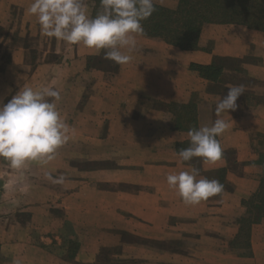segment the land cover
<instances>
[{"label":"crops","instance_id":"crops-1","mask_svg":"<svg viewBox=\"0 0 264 264\" xmlns=\"http://www.w3.org/2000/svg\"><path fill=\"white\" fill-rule=\"evenodd\" d=\"M32 2L0 0V42L2 33L17 31L45 39L37 19L26 14ZM154 2L171 10L179 6V0ZM86 3L92 16L94 2ZM19 14L18 26L14 16ZM136 39L133 59L123 66L105 61L103 51L61 45L73 49L63 52V64L72 65L75 76L80 73L79 80L87 76L95 80L88 102L89 159L114 166L91 170L84 181L82 171H74L73 185L58 187L59 194L73 188L72 196H63L65 201L73 197L72 234L61 233L63 219L52 214L64 209L58 202L51 207L50 181L39 184L31 179L47 177L49 171H23L15 184L13 177L7 179L3 189L9 197L0 200V264L14 260L103 264L100 257L105 256L111 259L105 264H264V220L252 225L246 238L241 234L246 216L243 201L257 192L263 171L259 161L264 153V32L244 24H207L198 50H181L143 33ZM18 58L19 52L11 64H17ZM216 58L231 60L238 69L225 68L217 80H208L192 68L210 66ZM91 62H107L109 67L88 70ZM233 85H244L245 92L237 100V109L223 114L228 128L218 137L221 158L211 164L201 160L196 166L181 161L178 146L189 141L188 130L181 127L188 125L179 122L183 114L172 106L192 105L197 128L211 126L217 118L216 102ZM193 169L200 171L197 179L208 175L216 179L218 171H225L222 192L198 205H186L166 177ZM83 183L90 185L94 207L115 215L113 224L121 225L125 233L83 237ZM130 186L137 191L129 190ZM24 212L31 217H17ZM244 240L246 253L239 248Z\"/></svg>","mask_w":264,"mask_h":264},{"label":"clouds","instance_id":"clouds-1","mask_svg":"<svg viewBox=\"0 0 264 264\" xmlns=\"http://www.w3.org/2000/svg\"><path fill=\"white\" fill-rule=\"evenodd\" d=\"M86 9V0H33L26 14L37 19L43 36L66 45L103 51V59L123 66L133 59L136 36L143 32L142 22L156 11L154 0H100L95 16H89ZM244 92V85L228 87L227 93L216 102L217 118L213 124L187 132L189 146L177 152L181 161L201 158L204 164H211L221 158L218 137L228 128L223 114L237 109V100ZM60 98V92L51 87L34 90L24 84L6 104L0 100V158L15 169L29 161L46 165L54 160L68 139V126L57 110ZM46 176L53 183L65 182L63 175L53 178L46 173ZM198 176V169L180 171L169 174L166 181L186 205L194 206L223 190L218 180L197 179ZM13 264L19 261L14 260Z\"/></svg>","mask_w":264,"mask_h":264},{"label":"rangeland","instance_id":"rangeland-1","mask_svg":"<svg viewBox=\"0 0 264 264\" xmlns=\"http://www.w3.org/2000/svg\"><path fill=\"white\" fill-rule=\"evenodd\" d=\"M21 19V14L17 15V17L14 16V24L17 21V25L19 26ZM1 38L3 39L0 42V100L6 104L24 84L32 87L34 90H42L45 87L58 90L61 98L57 101V110L60 113L62 121L68 126V139L58 149L55 159L46 165L37 161H29L22 168L15 169L3 158H0V200L4 195H7V199L9 197V192H4L3 189L5 184L8 185L7 179L10 182V179L13 177L12 183L15 184L18 182L17 180H20L17 175H20L23 171H35V173L36 171H49L53 178L63 175L65 182L62 184L53 183L51 179L49 180L47 177L41 176L31 179H33V182L39 184H45L47 181H50L48 183L51 207L55 206L54 202H58V205H61L64 209V212L59 209L57 211L52 210V214L63 219L64 224L61 227V233L72 234L73 227L72 223L69 224V218L73 216V197H71V200L65 201L63 196L68 194L72 196L73 188H70V193L59 194L57 191L58 187L62 185V189H65V184L73 185L74 171H82L84 181L88 180L90 172H94L91 170L114 166L110 162H91L89 159L90 150L92 149L89 144L91 136V129L89 128L91 112L88 108V102L95 80L93 81L88 76L79 80L80 73L75 76V70L71 67L72 65L63 64L65 60L63 52H73L72 48L61 47V45H64V42H59L55 38L45 37V39H42L39 36L30 35L24 31L2 33ZM17 52H19V61L13 65L11 63ZM45 66H48V68L43 69ZM67 67H71V69ZM108 67L109 63L107 62H91L87 64L88 70L92 68L104 70ZM105 130L103 129L102 134H105ZM57 171L58 173H56ZM128 188L131 191H137L136 186ZM82 189L81 217L83 226L80 233L83 237H102L107 233H125L120 229L121 225L113 224L117 219L115 215H110L111 212L105 209L94 207L96 199H91L93 195L90 194V185L83 183ZM55 195L59 197L56 198ZM5 214L9 215L6 212ZM123 214V217L128 216L127 213ZM17 217L29 219L31 215L24 212L18 213ZM85 244L89 245L90 242H86ZM239 246L241 251L246 253L247 241L244 240ZM100 258L103 264L105 262L109 263L111 260L106 256ZM113 261H116V259H113Z\"/></svg>","mask_w":264,"mask_h":264},{"label":"trees","instance_id":"trees-1","mask_svg":"<svg viewBox=\"0 0 264 264\" xmlns=\"http://www.w3.org/2000/svg\"><path fill=\"white\" fill-rule=\"evenodd\" d=\"M95 16L100 9V0H93ZM156 11L142 22L143 35L159 38L181 50H198L203 27L207 24H244L249 28L264 32V0H179L176 10H171L155 3ZM229 59L216 58L210 66L193 65L192 68L203 78L217 80L225 68L237 70ZM172 106L178 115L179 122L186 123L184 130L197 128L196 115L192 105ZM181 124V125H182ZM189 141L181 143L180 148H187ZM201 162V158H193L188 163L193 166ZM263 171L260 185L256 193L243 201L246 216L242 219L241 234L246 238L251 227L264 220V153L260 155ZM200 172V171H199ZM216 180L223 184L225 171H218ZM210 179L211 176H206Z\"/></svg>","mask_w":264,"mask_h":264}]
</instances>
